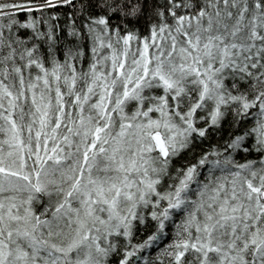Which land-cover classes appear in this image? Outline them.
I'll use <instances>...</instances> for the list:
<instances>
[{
	"label": "snow or ice",
	"instance_id": "obj_1",
	"mask_svg": "<svg viewBox=\"0 0 264 264\" xmlns=\"http://www.w3.org/2000/svg\"><path fill=\"white\" fill-rule=\"evenodd\" d=\"M0 264H264V0H0Z\"/></svg>",
	"mask_w": 264,
	"mask_h": 264
}]
</instances>
